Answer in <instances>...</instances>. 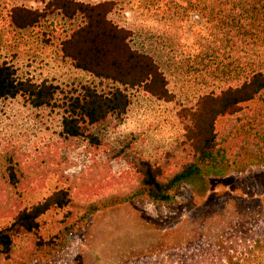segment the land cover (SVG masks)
<instances>
[{
  "label": "rangeland",
  "instance_id": "1",
  "mask_svg": "<svg viewBox=\"0 0 264 264\" xmlns=\"http://www.w3.org/2000/svg\"><path fill=\"white\" fill-rule=\"evenodd\" d=\"M114 2L110 19L132 31L133 48L155 59L174 100L128 90L127 112L92 129L95 144L61 132L71 94L86 84L102 92L114 86L60 55V40L82 19L53 14L31 30H17L9 23L10 8H41V2L0 0V61L11 64L18 78L58 87L47 107H32L23 96L0 101V177L7 178L16 163L34 176L18 187L0 182L4 198L21 202L16 208L80 182L93 185L77 196L88 201L126 191L141 160L174 170L186 157L177 110L203 93L239 84L264 59V0ZM225 122L218 121V130ZM13 213L0 216V227ZM72 218L68 209L52 210L41 217L42 234ZM34 264H264V166L238 158L222 175L203 170L189 176L169 203L138 198L110 205L73 230L54 258Z\"/></svg>",
  "mask_w": 264,
  "mask_h": 264
},
{
  "label": "trees",
  "instance_id": "2",
  "mask_svg": "<svg viewBox=\"0 0 264 264\" xmlns=\"http://www.w3.org/2000/svg\"><path fill=\"white\" fill-rule=\"evenodd\" d=\"M39 1L41 8L18 5L9 10V23L17 30H31L53 14L66 20L80 17L82 22L59 42V52L71 66L108 80L114 86L107 92L82 85L71 94L64 108L61 132L68 138H84L97 144L92 132L111 117L121 118L130 105L128 90H142L160 102H171L174 94L168 88L165 74L155 59L130 44L132 31L113 22L109 15L114 0L97 3L80 0ZM58 91L49 81L35 82L18 78L14 67L0 61V101L23 96L35 108L51 106ZM176 115L183 129L186 157L174 170L141 160L136 165L135 184L126 191L96 200L79 199L93 185L75 183L53 191L29 207L16 208L21 202L3 197L0 184V216L13 213L12 220L0 227V264H34L54 258L68 243V235L84 226L90 214L106 207L138 198L156 204L169 203L179 184L201 172L222 175L228 168L245 160L247 165L264 166V59L259 69L249 73L239 84L219 91L203 93L191 106H181ZM225 118V126L217 123ZM233 142H238L235 146ZM7 178L0 182L19 186L28 177L20 164L8 166ZM23 171V172H22ZM3 175V176H2ZM68 209L61 228L48 236L42 234L41 217L52 210Z\"/></svg>",
  "mask_w": 264,
  "mask_h": 264
}]
</instances>
